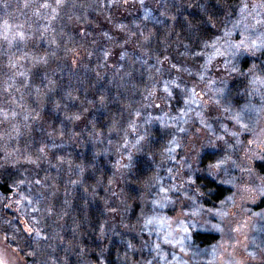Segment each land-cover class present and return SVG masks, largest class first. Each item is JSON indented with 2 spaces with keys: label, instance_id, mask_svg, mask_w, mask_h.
Returning <instances> with one entry per match:
<instances>
[{
  "label": "rangeland",
  "instance_id": "1",
  "mask_svg": "<svg viewBox=\"0 0 264 264\" xmlns=\"http://www.w3.org/2000/svg\"><path fill=\"white\" fill-rule=\"evenodd\" d=\"M34 1L38 5L29 1L11 11L6 8L7 1L0 0V172L15 171L12 194H0V264H40L50 246L64 248L54 238L60 219L58 207L65 204V215L72 200L67 203L68 186L59 182L76 178L71 186L78 187L82 169L73 166L70 174L65 157L36 156L35 152L23 151L22 145L28 136L32 141L39 115L52 101L59 80L53 70L71 80L80 77L79 68L84 77L100 68L94 59L95 47L85 38L68 36L69 31L62 30L60 23L54 26L57 19L86 21L100 0ZM218 7L222 14L219 23L212 24L214 45L193 54L181 46H170L166 53L170 65L160 67L157 84L168 92L175 88L174 99L181 94L182 106L188 103L195 109V113L182 111L184 114L177 117L172 113L169 133L176 129L181 116L194 113L206 132L196 150L213 149L214 160L197 168L198 159L194 170L186 160L185 166L180 161L165 160L141 189L137 203L126 186L119 190L116 200L110 199L107 211L119 213L120 219L113 224L112 237L130 242L127 264H264V176L255 168L256 162L264 160V0H237L233 5L219 2ZM8 19H15V24L10 25ZM35 26L41 28L40 33ZM25 33L30 39L35 34L39 45L33 46L35 56L25 53L17 57L11 50L28 41ZM61 34L65 45L58 40ZM76 48L83 49L85 55L86 48L90 49L88 63ZM245 57L251 59L246 69ZM214 58L222 63H216L215 79L210 81L212 74L206 67ZM204 59L208 60L206 65ZM200 67L206 72H200ZM117 73L115 70L107 77L110 84L116 82ZM136 92L144 101L137 108V120L121 135L122 143L132 141V148L124 155L131 165L144 149L127 133L140 129V119L153 112L150 96L145 91L139 95L138 88ZM170 109L165 102L163 110ZM195 170L229 190L219 204L204 205L202 198H197L202 192L195 184ZM124 175L118 178L124 181ZM175 204L177 209L172 211ZM196 230L217 233L218 241L198 248L190 238Z\"/></svg>",
  "mask_w": 264,
  "mask_h": 264
},
{
  "label": "trees",
  "instance_id": "2",
  "mask_svg": "<svg viewBox=\"0 0 264 264\" xmlns=\"http://www.w3.org/2000/svg\"><path fill=\"white\" fill-rule=\"evenodd\" d=\"M6 1V8L11 11H15L18 6H26L29 1L38 5L34 0ZM58 1L54 0V3ZM219 2L233 5L237 0H100L98 7L86 15L84 22L79 23L72 18L66 21L54 19L56 28L60 23L62 30L65 28V31H69L68 36L71 33L70 36L78 39L85 38L90 47H95L94 59L101 69L91 70L84 77V72L79 68L80 77H72L71 80L69 77L63 78L62 72L51 69L59 79L52 101L45 107L47 110L39 115L36 130L32 129V141L27 140L28 136L22 145L23 151L35 152V155L38 153L41 156L43 153L47 157L52 154L65 157L69 161L68 166H71L67 169L70 174L74 172L73 166H78L83 172L78 187L71 186L76 178L71 182H59L68 186L65 195L68 197L67 203L72 200L65 215L62 213L65 204L58 207L60 219L54 238L57 242L61 241L64 248L50 246L40 264H127L131 256L130 242L112 237L113 224L120 221L119 213L107 211L111 200H116L119 190L126 186L131 198L137 203L141 189L148 185L152 174L156 172L154 170L160 169L161 162L174 160L185 166L186 160L194 170L196 160L199 159L197 168L214 160L216 152L213 149L205 152L196 150L199 148L198 141L204 138L206 132L200 128V121L193 111L195 109L188 103L182 106L181 94L176 96L179 101L176 97L174 99L172 92L176 91L175 88L169 92L165 88L167 92L164 93L157 84L160 67L170 65L166 59L170 46H181L193 54L214 45L212 24L219 23L221 18ZM21 19L27 20L24 17ZM7 21L10 25L15 24V19ZM35 27L40 33L41 28ZM62 35H59L58 40L61 45H65ZM34 36L30 39L29 34L25 33L28 41L24 44L19 42L11 52H15L17 57L25 53L29 57L35 56L33 46L39 44ZM77 50L84 53L83 49ZM89 51L86 48V55L84 53L83 56L86 63L91 56ZM204 61L206 65L208 60ZM218 62L220 64L222 60L214 58L208 62L206 68L212 74L209 75L210 81ZM250 62L251 59L245 57L243 68L246 69ZM68 63L67 70L70 71L71 61ZM115 70H118L117 80L110 84L107 77ZM203 71L206 72L205 68L200 67V72ZM97 74L105 75L102 77ZM137 88L140 89L139 95L145 91L150 96L153 112L149 117L140 119L139 131L134 129L127 133L133 140L140 141L144 149L137 160H132L131 165L124 155L128 154L133 144L130 139L122 143L121 135L130 129L131 122L138 115L137 108L144 101L138 97ZM193 95L196 94L191 93ZM165 102L171 108L170 111L163 110ZM182 111L194 113H188L184 118L181 116L176 129L170 134V116L172 113L176 117L183 115ZM255 168L264 176V160L256 162ZM198 172L194 180L202 194H197V198H202L204 205L219 204L229 190ZM14 174L15 171L11 169L0 172L1 195L12 194ZM118 175H124L125 180L119 179ZM108 190L111 191L109 195L106 194ZM176 209L175 204L172 211ZM190 238L198 248H206L216 243L219 237L211 231L196 230ZM30 260L31 257H26V261Z\"/></svg>",
  "mask_w": 264,
  "mask_h": 264
}]
</instances>
